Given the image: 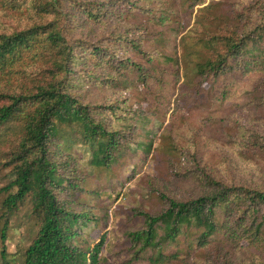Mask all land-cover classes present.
Masks as SVG:
<instances>
[{"label": "trees", "instance_id": "trees-1", "mask_svg": "<svg viewBox=\"0 0 264 264\" xmlns=\"http://www.w3.org/2000/svg\"><path fill=\"white\" fill-rule=\"evenodd\" d=\"M185 111L223 166L160 131ZM159 137L164 171L103 257L107 188L76 149L114 185ZM0 181V264H264V0H0ZM25 207L32 238L8 253Z\"/></svg>", "mask_w": 264, "mask_h": 264}, {"label": "rangeland", "instance_id": "rangeland-1", "mask_svg": "<svg viewBox=\"0 0 264 264\" xmlns=\"http://www.w3.org/2000/svg\"><path fill=\"white\" fill-rule=\"evenodd\" d=\"M209 0H207L208 2ZM219 1V0H214ZM248 82H244L241 84L240 88H232L229 100L230 103L226 104L219 112V115L222 117H227L230 121L231 126L233 127L238 118L241 119L242 125H245V110L237 109L235 106L240 104L243 97L241 96V90L245 87ZM208 86L205 85L204 89H207ZM235 104V106H233ZM184 119L179 121L178 123L175 122L174 118H168L164 121L161 126L160 131H163L165 128L174 129V133L172 136L174 137L175 141H178L179 145L182 147L191 146V143L194 139L197 141V147L206 153V158L208 162L215 167H220L225 164L223 159V154L229 153V150L223 147L222 144H211L206 139V136L202 133H197L198 136L192 138L193 132L192 128L196 126L199 114H190L184 112ZM178 131V132H177ZM162 134V132H161ZM192 138V139H191ZM161 138L159 137L158 140L153 144V151L147 159L141 160L139 162H135V164H130L128 170L133 169L134 173L133 176L129 175L128 179H126L125 175L128 172L122 171L120 174L113 172V182L114 185H111V182L108 180L109 175H100L97 174L96 171H93L91 166L87 164L89 157L84 154V150L81 148L76 149V153L78 154L79 158L81 159V163L87 169L88 172L91 173L90 183L88 188L94 187H105L106 190L100 191V206H104L107 209L109 221L107 229L105 230L106 233V240L103 244V250L100 255L103 257H108L111 252H114V247L118 245L121 241V230L124 226V223H127L126 215L131 208H137L141 204H145V198L147 196V192L149 191V183L154 182L157 177L161 176V173L164 171V164L162 159V151L167 148V141H162L163 147L161 151H155V147H157ZM233 163L238 164L237 159L233 157ZM243 166L239 163L237 165L238 169L232 170L234 173L238 174L240 167ZM246 166V165H244ZM246 168L250 169L252 166H246ZM154 179V181H153ZM3 184L0 181V186ZM116 187L114 191L111 189ZM103 191V192H102ZM102 192V193H101ZM155 198L151 197V202H155ZM145 209H147V205H144ZM27 207V206H26ZM23 208L18 215V219L14 220V227L15 230H11L8 232V240L6 241L5 245L7 247L8 253H14L17 249H22L26 247L32 238V234L28 233L32 229L31 220L28 218V210ZM22 223L21 226H19ZM91 237L96 241L98 240V232L94 231L91 233ZM197 262L200 263V259H197Z\"/></svg>", "mask_w": 264, "mask_h": 264}]
</instances>
